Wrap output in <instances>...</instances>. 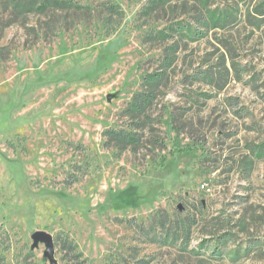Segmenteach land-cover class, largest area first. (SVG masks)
I'll return each instance as SVG.
<instances>
[{"label": "rangeland", "instance_id": "1", "mask_svg": "<svg viewBox=\"0 0 264 264\" xmlns=\"http://www.w3.org/2000/svg\"><path fill=\"white\" fill-rule=\"evenodd\" d=\"M72 1L49 44L0 22V264H76L69 243L84 264H264V0ZM160 74L116 156L103 132L136 127Z\"/></svg>", "mask_w": 264, "mask_h": 264}, {"label": "trees", "instance_id": "2", "mask_svg": "<svg viewBox=\"0 0 264 264\" xmlns=\"http://www.w3.org/2000/svg\"><path fill=\"white\" fill-rule=\"evenodd\" d=\"M168 1V0H164ZM172 1V0H171ZM191 1V0H189ZM198 1V0H194ZM115 5H110L106 12L113 14ZM89 10L85 6L79 5L72 0H0V22L2 30L11 26H18L24 31L22 36H26V41L23 42V48L29 49L43 42L49 44L56 38L60 31H69L71 28L70 17L77 13H84ZM118 12V11H117ZM32 19L33 25L27 26V22ZM209 22L212 28L217 29L223 27L225 19L211 11ZM115 31L110 33L113 34ZM9 55V48H0V59L5 60ZM163 80V75H153L146 82V88L143 91L133 95L128 106V117L136 121V127L132 130L127 128L108 129L102 134L104 147L107 149H115L116 156H120L127 149L135 152L140 148V143L144 138L143 131L140 129L142 118L145 117L146 111L149 110L156 99V93ZM223 87H219L220 90ZM172 130L175 133L176 141L180 136L181 129L176 123L179 116L176 111L170 113ZM177 144V143H176ZM76 180V179H75ZM76 182V181H74ZM67 245H64V248ZM67 251L73 254V260L76 264H84L80 261L82 256L77 253L76 246L70 243L66 247ZM1 261V258H0ZM137 264H145L143 260H138Z\"/></svg>", "mask_w": 264, "mask_h": 264}, {"label": "water", "instance_id": "3", "mask_svg": "<svg viewBox=\"0 0 264 264\" xmlns=\"http://www.w3.org/2000/svg\"><path fill=\"white\" fill-rule=\"evenodd\" d=\"M32 239L34 241V246L35 247L38 243H44L47 247V250L49 252L51 251V237L50 235L43 233V232H37L32 236Z\"/></svg>", "mask_w": 264, "mask_h": 264}]
</instances>
